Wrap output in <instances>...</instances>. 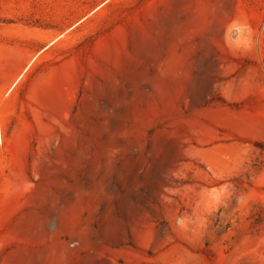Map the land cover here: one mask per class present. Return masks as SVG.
<instances>
[{
    "label": "rangeland",
    "instance_id": "obj_1",
    "mask_svg": "<svg viewBox=\"0 0 264 264\" xmlns=\"http://www.w3.org/2000/svg\"><path fill=\"white\" fill-rule=\"evenodd\" d=\"M0 264H264V0H0Z\"/></svg>",
    "mask_w": 264,
    "mask_h": 264
}]
</instances>
